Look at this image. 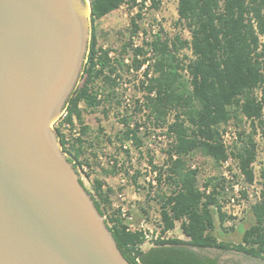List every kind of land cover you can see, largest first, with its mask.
Here are the masks:
<instances>
[{"label":"trees","instance_id":"16d2710c","mask_svg":"<svg viewBox=\"0 0 264 264\" xmlns=\"http://www.w3.org/2000/svg\"><path fill=\"white\" fill-rule=\"evenodd\" d=\"M124 4L138 6L137 0H91V39L80 79L83 82L77 86L61 120L70 130L78 123L80 136L70 143L66 134L56 128L63 151L77 169L84 163L90 165L87 151L94 142L89 139L90 127L84 124L81 104L100 106L97 91L104 86L108 88L106 101L113 102L118 97L117 78L131 69L139 72L147 64L139 88L146 93L149 120L154 118L155 124L162 126L165 123L171 140L165 163L153 166L158 183H165L169 189L168 193H156V199L150 198L160 205V235L153 240L154 245L143 249L147 232L130 228L121 208H113L111 187L95 178V191L88 189L120 250L132 264H220L217 257L199 252L209 248L264 261V169L257 181V201L251 207L254 223L234 244L220 239L222 232H227L226 223L236 219L227 214L221 202L227 190L224 176H211L201 185L200 168L193 166L198 153L211 159L218 170L233 158L246 181L250 185L256 182L257 137L264 143V0H178V23L189 38L181 34L168 37L159 28L143 46L124 44L120 55L111 59V50L98 44L94 23ZM160 4V0H151L150 6L159 9ZM132 27L133 34L140 29L135 20ZM129 51L132 58L127 63L125 55ZM99 80L102 87L97 84ZM116 103L121 104L118 99ZM242 119L250 123L251 131L242 129L236 138L239 145L230 150L227 125ZM121 120L124 131L120 140L132 141L139 148L140 124L132 127L128 116ZM125 152L129 155V150ZM115 170L116 166L112 171ZM241 193L248 198L247 191ZM141 209L148 213L144 207ZM177 223L185 239L166 236Z\"/></svg>","mask_w":264,"mask_h":264},{"label":"water","instance_id":"95a60500","mask_svg":"<svg viewBox=\"0 0 264 264\" xmlns=\"http://www.w3.org/2000/svg\"><path fill=\"white\" fill-rule=\"evenodd\" d=\"M91 12V0H0V264H132L52 128L81 79Z\"/></svg>","mask_w":264,"mask_h":264},{"label":"rangeland","instance_id":"374dc122","mask_svg":"<svg viewBox=\"0 0 264 264\" xmlns=\"http://www.w3.org/2000/svg\"><path fill=\"white\" fill-rule=\"evenodd\" d=\"M88 2L90 0H87ZM160 8L153 9L151 6H142L143 0H137L138 6L130 8L124 4L119 9L111 12L102 19L96 21L94 26L98 36V44L103 49H110L115 56H119L124 44L133 42L135 38L138 46H143L144 42L150 41L151 36L162 28L164 34L168 37H175L181 34L183 38H189V33L183 30L178 23V0H160ZM140 15V17H138ZM139 25L137 33H132V21ZM91 39V38H90ZM125 57L130 61L132 53L129 51ZM144 76L140 72L130 71L122 73L118 81L117 99L121 104L106 101L108 88L104 86L105 97L102 104L97 108H89L81 104L83 110L84 124L90 127L89 139L93 141L92 147L88 148L87 159L90 163H84L78 172L84 185L91 192H94V179L101 180L105 186L114 190L112 194L113 208H124L126 216H130L132 229L141 228L147 232V241L143 245L144 250H148L154 245L155 240L160 234L159 219L160 205L155 200L158 192H169L168 185L159 184L156 179V172L153 166H162L166 160V150L171 142L167 135V127L155 124L150 121V110L146 104V93L139 88L140 80ZM83 81L80 82L82 84ZM100 80L98 81V86ZM102 87V86H101ZM141 107V110L137 108ZM145 110V111H144ZM128 116L131 126L136 123L140 124L138 136L142 140V145L138 148L132 141L120 140L124 131L122 118ZM59 119L52 124V128H60L74 140V134L80 131V125L77 123L73 129L66 130ZM227 144L229 149L234 145H239L238 133L242 129L247 132L251 131L250 123L246 119L241 122L232 120L228 125ZM76 130V131H75ZM236 135V138L234 136ZM258 159L254 164L256 182L250 185L238 169V163L233 158L229 160L219 170L214 166L213 161L198 153L194 160L193 166L200 168L199 182L202 185L207 178L221 174L225 178L227 190L221 199L224 210L228 215L236 219L226 223L227 232H222L220 239L232 242H240L243 236V230L249 228L254 223V216L251 210L253 203L256 202L258 183L261 170L264 169V143L259 137ZM129 150V155L125 152ZM95 154V155H94ZM115 160V164L111 162ZM117 162H121V166ZM116 166L115 172L113 168ZM109 171L112 173H105ZM136 177L137 181H134ZM151 197H149V191ZM242 191L248 192V198L245 199ZM155 198V199H150ZM144 207L148 213H143ZM106 218V217H105ZM231 226L233 229H230ZM218 231L221 228L217 227ZM217 231V234H219ZM167 237H177L185 239L177 223L176 228L166 235ZM215 249V248H210ZM236 254L234 251H229ZM244 255V254H243ZM260 260V259H258ZM262 261V260H260ZM264 262V261H262Z\"/></svg>","mask_w":264,"mask_h":264},{"label":"built area","instance_id":"2783aa9c","mask_svg":"<svg viewBox=\"0 0 264 264\" xmlns=\"http://www.w3.org/2000/svg\"><path fill=\"white\" fill-rule=\"evenodd\" d=\"M145 5L146 6H150L151 5V0H146L145 1ZM133 46L134 47H137L138 46V44L136 43V40H135V38H133ZM88 53H89V51H88ZM87 56H88V54H87ZM96 57H98V54H97V56ZM88 58V57H87ZM109 58H111V59H114L115 58V55H114V52L113 51H110V53H109ZM86 62H87V59H86ZM86 62H85V64H86ZM126 62L127 63H129L130 61L128 60V59H126ZM146 66H147V64H145V65H143L142 66V68L140 69V73H142L143 74V72L145 71V68H146ZM131 71H134L133 69H131ZM82 74H83V72H82ZM82 76V75H81ZM117 80L119 81L120 79L119 78H117ZM80 82L81 81H79V84H80ZM79 84H78V86H79ZM99 84H100V86H102V82L100 81L99 82ZM117 90H118V88H117ZM152 95H154V94H152ZM104 97H105V92H104V90L102 89V88H99V90L97 91V99L98 100H100V101H103V99H104ZM142 107H146V105L145 104H143V106ZM145 111V110H144ZM66 115V109H65V111L63 112V114L55 121V123L59 120V119H62L64 116ZM63 127L65 128L66 127V130L68 131L69 130V125H63ZM58 128V127H57ZM76 131V130H75ZM65 134H66V140L68 141V142H70V143H72L73 142V140L69 137V135L66 133V131L64 132ZM229 133V132H228ZM228 133H227V135H226V141H227V137H228ZM74 136L77 138V137H79L80 136V131H78V132H76L75 134H74ZM234 138H236V135L234 136ZM112 164H115V160H113L112 162H111ZM118 163V165L119 166H121V162H117ZM258 190H259V187H258ZM258 192L259 191H257V194H258ZM257 194H256V201H257ZM121 211H122V215H123V217H127V219H129V220H131V217L130 216H126V212H125V210H124V208H121ZM131 228V227H130Z\"/></svg>","mask_w":264,"mask_h":264},{"label":"flooded vegetation","instance_id":"af4514ba","mask_svg":"<svg viewBox=\"0 0 264 264\" xmlns=\"http://www.w3.org/2000/svg\"><path fill=\"white\" fill-rule=\"evenodd\" d=\"M208 256H210L212 258L216 257V256H213V255H208ZM217 258H218V261H219L220 264H225L219 257H217ZM236 262H237L236 264H255L252 261V257L247 256V255L242 256V258L241 257L237 258Z\"/></svg>","mask_w":264,"mask_h":264}]
</instances>
